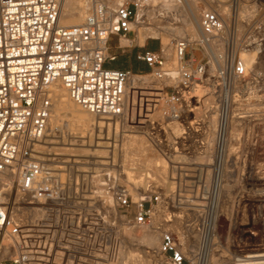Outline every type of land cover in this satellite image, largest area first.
I'll list each match as a JSON object with an SVG mask.
<instances>
[{
  "label": "built area",
  "instance_id": "2783aa9c",
  "mask_svg": "<svg viewBox=\"0 0 264 264\" xmlns=\"http://www.w3.org/2000/svg\"><path fill=\"white\" fill-rule=\"evenodd\" d=\"M62 1L0 0V251L7 247L10 252L0 264H108L117 252L116 221L107 219L112 210L115 215L129 217L132 225L150 226L153 205L160 202L155 192L133 201L127 185L118 183L112 174L102 178L99 193L79 196L77 177L73 182L68 165L56 168L44 160L39 147L50 133L57 85L73 104L94 117H124L127 85L138 75L113 66L116 57L109 53V44L115 38V48H121V40L132 47L138 25H164L170 18L157 12L155 19L148 16L153 9L149 0H89L81 24L61 27ZM190 1L174 3L184 7ZM255 1L222 0L225 13L219 7L204 11L208 31L201 26L200 30L208 32L205 42L225 41L222 55H209L201 44L190 43L187 38H172L181 65L177 83L169 93L160 87L153 106L157 111L164 101L166 112L157 120L146 118L145 122L154 140L169 145L174 154L197 158L205 155L211 144V110L197 115L191 106L196 99L193 88L208 79L205 75L210 62L214 64L210 79L219 93H228L241 80L258 79L251 75L256 71H248L235 51L239 42L236 15L240 7L255 6ZM198 6L203 8L201 3ZM257 30H264V26ZM158 41L155 50L143 45L140 48L145 49L135 54V60L146 65L148 76L155 82L167 74ZM193 50L202 56L196 65ZM216 111L215 139L209 154L215 160L225 157L227 136L223 116L219 108ZM173 121L182 128L177 137L170 134ZM6 175L16 180L14 194L20 199L16 207L40 208L37 203L43 208V216L32 223L27 218L28 209L24 210L25 219L13 216L6 203L8 185L2 182ZM219 183L218 177L211 189L215 199L208 204L207 216L200 220L178 217L180 230L168 222L156 251V264H264V200L242 206L233 202L231 210L224 213L216 200ZM93 193L110 197L112 207L102 200L88 199ZM97 204L108 207L104 210L107 214L101 216Z\"/></svg>",
  "mask_w": 264,
  "mask_h": 264
},
{
  "label": "rangeland",
  "instance_id": "374dc122",
  "mask_svg": "<svg viewBox=\"0 0 264 264\" xmlns=\"http://www.w3.org/2000/svg\"><path fill=\"white\" fill-rule=\"evenodd\" d=\"M219 1L222 2V0ZM254 3L255 6L250 5L254 7L252 10H248L247 12L241 10L243 6H249L248 4H246L239 8V13L238 15H236V25L239 23V25H241L242 27L240 33L237 32L239 42H237L238 46L236 47L235 51L237 56H239L242 61L244 59L250 60L249 65L246 68H248V71L251 72L256 71L251 75L259 77L256 81L253 82L248 81L247 83H241V80L238 82V84L240 85L235 84L233 90L232 88L228 89V95L232 96L238 94L240 97L237 99L235 98L234 100L235 104H233L232 112L234 119L229 125L228 133L226 136V143L225 146H223L225 147L226 155L224 158H222L223 160L221 166H219L220 159L215 160L209 155L205 157L203 155L192 159H186L180 156L179 160H174V158L177 157L171 154L165 159V154L170 152L168 150L170 149V147L168 148V146H164L165 144L157 143L153 138L155 136L152 135L151 129L148 128V131H146L145 128H142L141 126H143L144 124L148 125V123L145 122L146 118H151L152 120L159 119L158 117H161V113L166 112L167 104L164 101H161L159 108L157 109V111H155L153 104L147 108L146 104L149 103L143 102L141 106L140 101L141 98L149 99L153 92L155 97L157 95V91L160 90V87L163 88V93H169L171 92V86L175 85L167 84L164 78L161 81H153V79L148 76V74H150L149 70L146 73L137 74L138 79H141L139 82L141 86H139V84H136L134 87H132V89L136 88L135 91H133L132 89L130 90V92H132L130 96V103L132 106L134 105L133 107L135 108L134 117H137L136 115L138 113L141 117L138 121H130L129 126H122V124H120V126H118L116 130H114V125H111V129H109V131L107 127L104 126L101 131V134L99 135L98 129H95L94 131L92 130L90 132L87 129V133L85 132L83 139H74L73 135L70 134V130L77 128L75 122L66 119V117L64 118L59 113L58 109L54 106V113L52 114V116H55L59 121H61L62 130L53 132L51 129L52 127H49L50 133L45 139L46 142L44 141V144L42 143L43 147L45 148V152H43L42 154L44 160L51 162L50 164L52 165H57L56 168H59L58 166L62 164L68 165L67 168L71 169L70 172L72 174L73 182H75V179L77 177V192L79 196H89L91 195V191H96V193H99L103 182L102 178L107 176L108 174L114 175L118 183L127 185V187L131 190L133 201H136L139 198V195H141L142 197L144 195L148 196L153 192L157 193L160 196V202L157 205H153L154 210L152 209V219L153 221L155 220V210H159L160 207L163 211V216L159 219L160 221L157 223L156 228L159 229L161 234L166 229L164 228V225H168V222L171 221L173 223H176V219H178V217L182 219L196 218L197 220H200V218H204L205 216H207L209 211L207 209L208 204L211 199H215V196L214 198H212V196L210 195L212 194L210 189L215 186V182L217 181L218 177L220 178V183L218 186L219 197L216 200L220 203V210L222 212H229L231 210V204L233 202H238L240 206H242L244 204L264 200V189L261 188L259 185H257V187H251V179L254 175L264 176V100L262 99L260 101L261 104H259L258 106L254 99H248L247 96L249 93L252 92H258L259 95L264 94V30H257V28L259 27L263 29L264 26V1L256 0ZM198 4H200V2H197V7L200 14V12L202 13V11L206 10L207 7L202 4L203 8L201 7L200 9ZM213 8L214 7H212V9ZM142 34L144 35V33ZM167 37L168 36L165 35V38ZM171 38L178 37H168L167 41ZM240 41H246L247 43H245L243 46L241 44L242 42L240 43ZM115 43L116 39L112 38V41L109 44V53L114 54L116 57L113 66H116L120 63L125 65V62L127 63L126 65H129L128 56L132 50H136L137 53L145 49V47L150 50H155V47L159 46L158 40H147L143 44L145 46L144 48H140L141 46L138 42H136L134 45H132V47H128L127 45L121 47L120 49H117L115 48ZM168 47L171 50L169 49V51H167ZM168 47L166 48V50H164V52L162 49L163 54L168 55V57L165 56L166 63L171 64L172 60H175V62L178 63L173 47L171 45H169ZM193 52L196 56L194 64L196 65L201 60L202 56L200 55L199 50H193ZM243 56H245V58ZM253 57L257 58L256 61L251 60ZM185 59L187 60L188 56H186ZM204 61L205 59L203 60V62ZM167 65L168 64H166V70H169L170 67H168ZM211 65L214 64L210 62V70L209 68H207L205 75L208 79L202 80L200 81V83L198 82L196 84L199 85V87L201 86L202 90L206 91L205 93H207V91L210 93H214L204 104L205 106L199 111H196V114L199 115L201 113L204 114V112L211 110L209 115L210 129L212 128L211 117L216 118V109L220 105V98L217 97H219L221 93H227H219L218 89L213 88L212 79H210V77L212 75L211 72H213L214 67H212ZM178 67L181 68L180 62L178 63ZM140 89L141 92L139 91ZM138 91L141 94H139ZM242 95L244 96L241 97ZM154 97H152V99ZM194 101H192L191 103L192 108ZM253 105L255 107H253ZM213 108H215V110H213ZM259 108L262 112L257 114L256 112H258ZM214 111H216L215 114H213ZM257 115L258 117H256ZM240 116H246L247 118L243 120L236 119ZM67 122L70 125L67 124ZM74 125L76 127L69 128V126ZM91 133L92 136L90 138L89 134ZM114 133L116 134L117 138H115ZM108 134L109 140H107ZM173 134L178 135L179 131L177 133L173 132ZM140 139H144V142L142 144L139 143ZM49 141L51 143L53 142V144H49ZM47 142L49 143L47 144ZM209 143L213 142L209 141ZM57 144L58 146H56ZM82 144L84 146L79 148H82L85 151L88 150L86 152L88 153V155L85 154L81 156H75V153L73 152V155L70 153L66 155L62 154L61 157L58 154L59 152L54 151L55 149H57V147L58 149H61L63 147L67 149L78 148L74 145L80 146ZM96 145H98L99 147H97ZM211 146L212 145L208 146L209 151H211ZM96 147L98 148V150L96 149ZM95 151H100L102 153L99 157L93 158L91 155ZM124 154H126L125 160H123L121 157ZM235 158L238 159L236 160ZM245 158L247 159L245 160ZM130 160H133L134 163L130 162ZM132 164H136V166ZM177 166L178 168L176 172L171 171V167H175L174 169H176ZM157 169L159 170L158 172ZM207 170H209L208 173L206 172ZM140 172L142 175L145 176L146 174L147 176V183L145 184V188L136 187L135 189H133L134 185L132 182H134L133 180H135V178L138 176V173ZM128 177L130 178L128 179ZM172 177L175 179H173ZM6 178H8L7 182L5 180L6 184L8 185L10 183L11 186L9 184L8 187L12 189V191H14L16 181L15 178L10 176H7ZM144 189L147 194H142L144 192ZM96 193H93L91 197L87 198L95 202L102 200L105 205L112 207V201L110 197L99 194L95 195ZM99 197L101 198L99 199ZM7 200H9V197H7ZM19 200L20 199L17 196V204L19 203ZM177 204H180V206H178ZM35 206L40 208H34V213H31L32 209L29 210L28 207L17 208V217L25 219L26 217L24 210L28 209L27 218L30 220L29 223H32L34 219H38L39 217L43 216L42 206L37 203H35ZM96 210L100 211V215L103 216L104 214H107L104 213V210L106 211L109 209L108 207L102 208L101 206H99V204H97ZM113 212L114 211L112 210L107 219L110 222L116 221L117 229L115 231L114 240L117 244V252L115 254L116 257L113 258L109 263L131 264V262L135 260L136 264H156L157 256L155 254V250L149 251L147 247L140 244L138 241H136L135 243H131V245L121 242L120 237L124 234L123 232L126 231L125 234L127 233V235H129L132 231L137 234H140L143 230L141 228H137V226L135 225H132V223H130L129 217H125L124 214H119L117 212L115 215V212L114 214ZM153 221L150 228L153 227ZM3 244L6 245L5 242H3ZM6 248L7 247L3 248V250L0 251V259L10 257V252L8 248ZM4 249H6V251H4ZM128 251L130 253L128 256L129 260L126 259L123 261V258L121 259L120 257L122 256V254H125ZM117 253L120 257L117 256Z\"/></svg>",
  "mask_w": 264,
  "mask_h": 264
},
{
  "label": "bare ground",
  "instance_id": "6f19581e",
  "mask_svg": "<svg viewBox=\"0 0 264 264\" xmlns=\"http://www.w3.org/2000/svg\"><path fill=\"white\" fill-rule=\"evenodd\" d=\"M149 1H150L151 5H152V8L153 9L148 12V16H150L153 19H155L156 18V12H157V13H163L165 17L167 16L170 19L168 21L166 20V23L164 25H159L157 23H151L150 26H146L145 24L138 25L137 28H136L135 41L138 42L140 46H142L144 44V42H146V39H158V40H160V43H162L161 44V47H162L163 52H164V50H166V48L169 45H171V39L172 38L169 39L168 41H167V38L173 36V37H178V38H187L189 40V42L190 43H193V44H201L205 48V50L208 52L209 55H212V56L213 55L214 56H217L219 54L222 55V52H223V49H224V45H225V43H224L225 41L224 40H220L218 43H215V42H205V39L207 38L206 35H208V32H203L202 30H200V26H201L203 28H206L207 31H208L207 24H206L205 18H204V11L213 10L214 8L219 7L218 10L220 12H222V13H225L226 12V9L224 8V5L221 4V1H219V0H191L184 7L176 6V3H174V0H149ZM197 2H200L201 4H204L205 7H207L206 10L202 11V13L200 12V14H199V10H198V7H197ZM89 6H90V1L89 0H63L62 3H61V14H60V19H59V25L61 27H71V26H76V25L81 24L83 22V20L85 19L87 13H88ZM212 7H214V8L212 9ZM253 8H254L253 6H250V7L249 6H243L241 8V10H244L245 12H247L248 10H252ZM175 23H176V25H174ZM241 27L242 26L239 25V23H238L237 24V31H238V33H240V31H241ZM142 33H144V35ZM163 35H164V37H163ZM165 35H167L168 37L165 38ZM128 44L129 43L126 40H121L120 41V46L121 47L127 46ZM169 49L170 48L168 47V50L167 51H169ZM163 55H164V57L165 56L168 57L167 54H163ZM243 57L245 58V56H243ZM176 58H177V55H176ZM256 59L257 58L253 57L251 60L252 61H256ZM177 60H178V63H179V59L178 58H177ZM243 61L245 63V66L247 67L249 65L250 60L244 59ZM178 63L175 62V60L174 61L172 60V63L171 64L166 63V64H168L167 66L170 67L169 70H166L165 69L168 72L166 74V76L164 77V80H165V82H167V84L175 85L177 83L176 78H177L178 72L180 70V68L178 67ZM253 63H252V65H253ZM211 66L214 67V65H211ZM247 70H248V68H247ZM140 80L141 79L140 78L138 79V77H133L130 80L129 84L127 85V93H128V95H127L128 97H127V101H126L127 104H125V115H124V117H121V118L106 119V118H97V117H94L93 115H91V114L83 111L81 108H79L78 106H76L75 104H73L68 99L65 90L60 85H57L55 87V103H54V106L58 109L59 113L64 118L66 117V119H69L70 121L75 122L77 128H74V129L72 128L73 130H70V134L73 135V138L74 139H79V138L80 139L81 138L83 139L84 138V135H85V132L87 133V129H88L89 132L92 131V130L94 131L95 129H98V131H99L98 132V135L101 134V131H102V129H103L104 126H106L107 129H108V131H109V129H111V125H114V130H116L117 127L120 126V124H122V126H129L130 121H138L139 118L141 117L139 113L136 115L137 117H134L135 116L134 115L135 108L133 107L134 105L132 106L131 103H130V96L132 94V92H130V90L136 84H139ZM199 83H200V81H199ZM236 84H238V82ZM238 85H240V84H238ZM139 86H141V85L139 84ZM135 89L133 88L132 90L135 91ZM197 89H199V90H197ZM139 91L141 92V89ZM140 92H139V94H141ZM205 92L206 91L202 90V87L201 86L199 87V85H195L194 88H193V94H194L193 96L196 99L194 101L193 109L192 110L195 112V114H196V111H199L201 108H203L205 106L204 104L214 94V93H210L208 91H207V93H205ZM233 93H234V91H233ZM243 96L244 95H242L241 97H243ZM247 96H248V99H254L255 102L258 104V106H259V104H261L260 101L262 99L264 100V94L259 95L258 92L249 93ZM152 97H154V92L149 97V99L141 98V101H140L141 106H142V103L145 102V103H149V104H146V107L147 108L150 107L153 104V101H154V98L152 99ZM239 97L240 96L238 94L231 96V95H228V93H221V95L219 97H217V98H220V100H219L220 105L217 108H219V111L218 112H219V114H221V116H223V121H225L224 122L225 133H228L229 125L231 124V122L234 119L233 113H232L233 112V104H235V101L234 100H235V98L237 99ZM54 106H53V113H54ZM253 107H255V106L253 105ZM261 109H263V108H261ZM260 112H262V111H260V108H259L258 112H256V113L258 114ZM215 113H216V111L213 112V114H215ZM256 117H258V115ZM245 118H247V117L246 116H240V117H237L236 119L243 120ZM68 122H67V124L70 123V122L69 123ZM216 123H217L216 122V118L211 117V126H212L213 129L211 128V132L208 135V141L213 142L214 139H215V131L216 130L214 128L216 127ZM76 126L75 125L74 126H69V128L70 127H76ZM49 127L52 129L53 132L61 131L62 130L61 121H59L55 116H52ZM141 127L142 128H145V130L148 131L147 125L144 124ZM169 127H170V130H171V133H170L171 135L177 137V136H179L181 134L182 128L180 127V125L176 121H173L171 123V125H169ZM112 129H113V127H112ZM178 131H179V134L178 135L173 134V132L174 133H177ZM89 135H90V138H91L92 133L89 134ZM114 136H115V138H117L116 134ZM148 136H150V135H148ZM98 137H100V136H98ZM108 137H109V134L107 136V140H109ZM74 139H72V140H74ZM225 141H224V145L223 146H225V143H226ZM49 142H47V144ZM64 142H65V140H64ZM78 142H81V141H78ZM143 142H144V139H140L139 140V143L142 144ZM49 144H53V142L52 143L50 142ZM212 144L213 143L209 144L208 146H210ZM56 146H58V144ZM69 146H67V147H69ZM74 146H77L78 148H68L67 149V148H64L63 146H61L63 148L58 149V147H57V149H55V150L53 149V150L56 151V152H59L58 154L60 156L62 154H64V155H66L68 153L72 154L73 152L75 153V156L76 155L77 156H81V155H85V154L88 155V153H86L88 150L85 151L84 149L79 148V147H83L84 146L83 144L80 145V146L79 145H74ZM96 146L99 147L98 145H96ZM208 146H207V151H206L204 157L207 156V155H209L210 152H211V151H209V147ZM97 147H96V149L98 150ZM44 149L45 148L42 145L41 147H39V152L41 154H43V152H45ZM171 149L173 150V148H171ZM211 149H212V146H211ZM169 151H170L169 153L165 154V156H166L165 159L169 155L173 154L174 156L177 157V158H174V160H179V158H180L181 155L174 154V152L171 151V150H169ZM101 153L102 152H100V151L99 152L98 151H95V152L92 153L91 156L93 158H97V157L100 156ZM48 154H50V153H48ZM53 154H55V153H53ZM56 156H58V155H56ZM71 156H69V157H71ZM121 157H122L123 160H125L126 159V154H124ZM235 159L237 160L238 158H235ZM246 159L247 158H245V160ZM222 160L223 159H220V165L219 166L222 165ZM130 162H133V160H130ZM132 165H135L136 166V164H132ZM137 167H138V165H137ZM174 168L171 167V171H175L176 172L178 166L176 167V169H174ZM158 171L159 170L157 169V172ZM208 171L209 170H207L206 172L208 173ZM141 172L138 173V176L135 178V180H133L134 182H132L133 185H134V188L133 189H135L136 187H144L145 188V184L147 183L146 182L147 176H146V174H145V176L142 175ZM6 177H7V175L4 176L3 181H2L5 184H6L7 179H8ZM129 178L130 177H128V179ZM173 179H175V178H173ZM5 180H6V182H5ZM9 184H8V186H9ZM257 185H259L261 188L264 189V176H257V175H254L253 176V178L251 179V187L252 186H256L257 187ZM10 186H11V184H10ZM189 187H191V186H189ZM6 190L9 191L8 192V195H7V197H9V200L6 199V201H7L6 203H8L9 208H10V210L13 213V216L14 217H17V213H16V212H18V209H17L18 206H17V202H16V197L17 196L13 193L14 191H12V189H10L9 187ZM10 191H11V193H10ZM142 192H143V190H142ZM130 194H131V190H130ZM142 194H147V192L145 191V189H144V192ZM131 196H132V194H131ZM140 197H141V195H139V198ZM178 201H181V200H178ZM34 212H35V209H32L31 210V213H34ZM162 212L163 211L161 210L160 207H159V210H155V220H154L155 222L153 221V227L150 228V226L152 225V223H151L150 226H137V228H141L143 230L142 233H140V234H137V233H135L134 231L131 230L132 232L129 235H127V233L125 234L126 231L123 230V231H125V232H123L124 234L122 233L123 234L122 236L119 235V236H121L120 237L121 238L120 239L121 242H123L125 244L127 243L128 245H131V243H133V242L135 243L136 241H138L140 244H142L145 247H147V249L149 251H154V250L157 251V248H158L159 243H160V240H161V232L159 231V229L156 228V225L160 221L159 219L163 216L162 215ZM18 214H20V213H18ZM178 222H179V220H177L176 223H173V225H175V228L177 230L178 229L180 230V227H179L180 222L179 223ZM167 226L168 225L165 224L164 225V228H166ZM6 249H4V251H6ZM129 254L130 253L128 251L125 254H122L121 257L117 253V256L120 257L121 259L123 258L122 260L124 261L126 259L129 260V257H128ZM156 256H157V254H156ZM126 264H128V263H126ZM131 264H136V261L133 260L131 262Z\"/></svg>",
  "mask_w": 264,
  "mask_h": 264
},
{
  "label": "crops",
  "instance_id": "0c3cea01",
  "mask_svg": "<svg viewBox=\"0 0 264 264\" xmlns=\"http://www.w3.org/2000/svg\"><path fill=\"white\" fill-rule=\"evenodd\" d=\"M134 52L136 53V50H132L128 56L129 65H126L127 63L125 62V65L120 63V64H117L115 67L124 69V70L131 69L133 73H136V74L146 73L148 71L146 65L143 64L142 62L135 60Z\"/></svg>",
  "mask_w": 264,
  "mask_h": 264
}]
</instances>
